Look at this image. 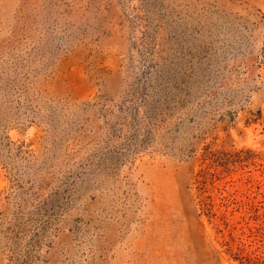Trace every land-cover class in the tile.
<instances>
[{
  "label": "rangeland",
  "instance_id": "374dc122",
  "mask_svg": "<svg viewBox=\"0 0 264 264\" xmlns=\"http://www.w3.org/2000/svg\"><path fill=\"white\" fill-rule=\"evenodd\" d=\"M264 263V0H0V264Z\"/></svg>",
  "mask_w": 264,
  "mask_h": 264
},
{
  "label": "trees",
  "instance_id": "16d2710c",
  "mask_svg": "<svg viewBox=\"0 0 264 264\" xmlns=\"http://www.w3.org/2000/svg\"><path fill=\"white\" fill-rule=\"evenodd\" d=\"M241 264H264L261 260L258 258H245L244 260H240Z\"/></svg>",
  "mask_w": 264,
  "mask_h": 264
}]
</instances>
